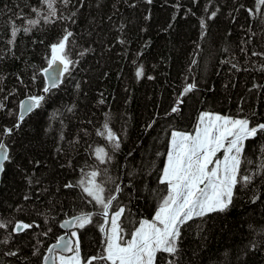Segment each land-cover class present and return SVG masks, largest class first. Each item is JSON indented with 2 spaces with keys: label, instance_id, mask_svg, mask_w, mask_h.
<instances>
[{
  "label": "trees",
  "instance_id": "1",
  "mask_svg": "<svg viewBox=\"0 0 264 264\" xmlns=\"http://www.w3.org/2000/svg\"><path fill=\"white\" fill-rule=\"evenodd\" d=\"M32 6L39 0H0V102L7 105L0 132L16 122L24 98L45 96L19 130L3 137L12 162L0 183V221L8 224L0 229V264H43L64 232L63 220L100 211L81 188L64 187L81 178V169L101 171L106 196L123 188L111 211L126 208L120 222L130 231L154 216L166 194L159 176L173 130L194 131L204 110L264 122V57L252 55L264 52V24L247 11L255 0H57L59 14L75 12V23L41 22L25 33L26 19L35 18ZM212 11L217 15L208 19ZM13 22L21 28L14 38ZM66 27L74 33L68 51L75 63L44 93L50 45ZM140 66L144 75L137 78ZM192 83L196 88L183 94ZM174 106L179 112H171ZM106 121L120 138L119 150L97 135ZM245 144L252 163L242 172L252 174L264 162V136ZM97 147L112 161L100 164ZM18 221L39 227L14 233ZM101 222L94 215L84 229L75 227L82 257L102 250ZM201 223L197 218L182 229L176 264H264V176L238 186L230 210L205 217L202 230ZM12 251L17 255H7Z\"/></svg>",
  "mask_w": 264,
  "mask_h": 264
},
{
  "label": "snow or ice",
  "instance_id": "2",
  "mask_svg": "<svg viewBox=\"0 0 264 264\" xmlns=\"http://www.w3.org/2000/svg\"><path fill=\"white\" fill-rule=\"evenodd\" d=\"M62 2L67 5L70 0H62ZM146 2L151 4L152 0H146ZM56 3L57 0H39V7L32 6L30 9L32 13H35V18L19 17L26 19L27 27L22 30L28 33L41 22L54 24L57 20H71L72 23H75L73 17L76 13L73 12L71 16L64 17L59 14ZM130 6L135 7V5ZM261 6H264V0H255V7L249 8L247 11L250 17L258 18L264 24V9ZM217 11H212L208 19L215 18ZM200 24L202 29L206 28L204 19H201ZM121 27L123 28V25ZM19 31L21 28L15 26L13 22L11 36L14 38ZM73 35L74 33L66 27L63 30V35L50 45L51 56L48 60V68L43 71L48 73L53 65H57V68L53 69V73L49 76L51 83L43 88L44 93L57 87L59 76L68 72L70 65L75 63L70 59L68 51L70 38ZM120 43H124V41L121 40ZM252 55L264 57V52L254 51ZM57 62L59 63L57 64ZM261 70H264V65H261ZM135 75L137 78L144 75L143 66L137 68ZM148 78L152 79V77ZM195 88L196 84H188L184 88L183 94L189 93ZM44 100V95H30L27 103L21 101L16 122L12 127H5L0 132V174L6 171V163L12 162L9 145L5 143L3 137L11 136L14 131L19 130L26 114L40 108ZM100 102L103 103V100ZM182 103V100L178 101V104ZM6 107V104L0 102V110ZM179 110L178 106H174L171 112L177 113ZM97 135L106 138L112 145L113 151L120 149V138L109 127L107 121L103 125V131L97 130ZM258 136H264V122H253L248 116L234 117L212 111L200 113L194 132L173 130L170 134L166 161L159 176V183L166 185V194L161 197L154 216L151 219H141L138 225L130 231L124 229L120 222L126 208L116 206L115 210L111 211L114 206L113 202L117 201L118 194L123 191V188L118 184L115 194L106 196L102 182L97 179L101 175V171L93 169L85 172L81 169V178L75 184L69 182L64 187L81 188L82 192L91 198L89 203L95 202L100 211L97 213L82 212L71 220L65 221L61 227L74 225L79 229H84L93 223L94 215L102 217V222L97 224L99 231L104 234L101 241L102 250L90 257H82L80 237L77 231H72L70 235L74 239L65 240L64 236L58 237L57 243L52 245L48 252L53 253V250L57 248H60L61 251L51 256H43V264H48L49 260L52 261V264H176L184 226L199 218L202 223L198 227L202 230L205 217L230 210L238 186L247 187L258 176H264V162L259 165L255 173L245 174L242 172L244 163H252L244 155L245 142ZM261 151L264 152V148ZM221 152L222 156L218 155ZM94 155L100 164H107L113 159V156L104 147H97L94 150ZM128 186L130 187L131 184ZM28 198L25 197V199ZM256 199L259 197H254L252 202L255 203ZM109 224L110 227H106ZM34 226L39 227V225L18 221L14 224L12 231L16 233ZM7 227L8 224L0 221V229ZM44 235L47 233L45 232ZM2 242L7 243L6 240ZM61 242H63L62 245ZM63 252L74 254L66 256L62 254ZM165 254L170 258H166ZM7 255L15 256L17 253L12 251ZM33 255H39V250H34Z\"/></svg>",
  "mask_w": 264,
  "mask_h": 264
},
{
  "label": "water",
  "instance_id": "3",
  "mask_svg": "<svg viewBox=\"0 0 264 264\" xmlns=\"http://www.w3.org/2000/svg\"><path fill=\"white\" fill-rule=\"evenodd\" d=\"M58 63H59V62H57V64H58ZM60 67L62 68V66H60ZM46 68H48V66H47ZM56 68H57V65H53V68H52V69H49L48 73H45V72H44V74H45V78H46V86H49V85H50L51 81L49 80V76L53 73V69H56ZM57 75H59L58 72H57ZM62 77H63V75L59 76V79L57 80V85H59V84L61 83V81H62ZM22 101H24L25 103H27V102H28V97L24 98ZM28 114H29V113H28ZM28 114H26V116H27ZM26 116H25V117H26ZM1 178H2V174H0V183H1ZM76 216H77V215H76ZM73 217H74V216H73ZM73 217L63 220L62 223H61V225L64 224L65 221H69V220H71ZM73 228H75L74 225H67V226L63 227L64 232H63L60 236H64V237H65V240H68V239H74V238H72L71 235H70V234H71V231H72ZM60 236H59V237H60ZM57 240H58V239H57ZM57 240H56L55 242H53V243L49 246V248L52 247V245L56 244V243H57ZM62 244H63V242H61V245H62ZM49 248H48V249H49ZM60 251H61V249H60V248H57V249H54V250H53V253H49V252L47 251L46 255L51 256V255H53V254H55V253H59ZM68 253H70V252H63V254H68ZM48 264H52V261L49 260Z\"/></svg>",
  "mask_w": 264,
  "mask_h": 264
},
{
  "label": "rangeland",
  "instance_id": "4",
  "mask_svg": "<svg viewBox=\"0 0 264 264\" xmlns=\"http://www.w3.org/2000/svg\"><path fill=\"white\" fill-rule=\"evenodd\" d=\"M204 111H208V110H204ZM204 111H202V112H204ZM216 113H218V112H216ZM219 114H221V113H219ZM222 115H226V114H222ZM197 125V124H196ZM176 131H183V130H178V129H175ZM195 130V129H194ZM186 132H190V131H186ZM192 132H194V131H192ZM218 155H221L222 156V152L221 153H218ZM166 161V160H165ZM146 219H151V218H146ZM108 227H110V224H109V226ZM74 231H77V229H74ZM63 254V253H62ZM74 253H72V252H70V253H68V254H64V255H66V256H72Z\"/></svg>",
  "mask_w": 264,
  "mask_h": 264
}]
</instances>
